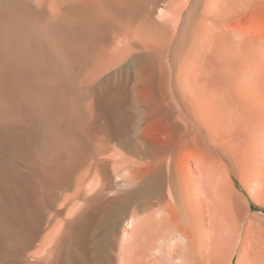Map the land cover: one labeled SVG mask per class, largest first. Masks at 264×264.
<instances>
[{"label": "bare ground", "instance_id": "obj_1", "mask_svg": "<svg viewBox=\"0 0 264 264\" xmlns=\"http://www.w3.org/2000/svg\"><path fill=\"white\" fill-rule=\"evenodd\" d=\"M189 6L190 0H0V264H98L95 233L106 228L118 236L121 220L135 221L141 212L149 238L170 234L165 262L219 264L215 228L207 235L202 228L204 200L197 197L192 207L170 164L165 172L175 145L164 127L170 90L216 88L222 80L221 10L213 5L173 54ZM233 112L222 120L244 124L247 157L264 136V104ZM159 131L168 137L160 139ZM260 164L264 172V159ZM165 186L170 201L161 203L162 212L170 219H159L154 205L165 199ZM76 230L87 236L88 252L64 255L62 235ZM161 241L141 245L143 264H163ZM117 257L131 264L127 248L107 264ZM248 264H264V239Z\"/></svg>", "mask_w": 264, "mask_h": 264}, {"label": "rangeland", "instance_id": "obj_2", "mask_svg": "<svg viewBox=\"0 0 264 264\" xmlns=\"http://www.w3.org/2000/svg\"><path fill=\"white\" fill-rule=\"evenodd\" d=\"M251 1L190 0V6L183 14L182 24L173 47V54L179 56L180 52L175 51H180L179 46L190 37V34L193 35L192 29L197 28L196 24H198L197 21L201 18L202 12L205 11L206 16H210L214 12L212 10L220 9L221 13H219L220 10L215 12L220 14L219 20H221L217 30L220 34L218 37L221 39L219 40L221 55H219L222 59L224 57L221 62L219 60L222 80L219 86L217 85L218 88L217 86L216 88L215 86L211 88L187 87L170 90V106L168 105L170 109L168 106L166 109L164 108L166 110L164 112H167L168 115L163 116L165 113L161 111L164 110L162 105H159L161 106L159 112H162L163 115L158 113V130L164 131L161 124H164L166 119L163 120L162 117H170L167 119L170 120L169 122L166 120V123L169 124L165 123L164 127H170L166 132H170V142L175 143L170 147V155L167 154L166 176H168V165L170 164L172 171L170 172L175 178L178 177V181L184 188L185 197L190 201L191 206L195 207L194 201L197 197H202L204 200L202 228L205 229L204 231H208L205 233L206 235L211 233L212 227L215 228L218 240L216 242L221 244L219 264H248L250 251L264 239V185L261 183L264 172L260 164V161L264 159V136L257 139L258 143L254 144L250 153L245 157L242 138L244 124L231 122V119L229 120L230 125L225 124L230 118V114L237 108L247 105L251 111L253 107L264 104V0ZM209 4L215 8L213 7V9L212 6L209 8ZM236 26L239 30L237 28L234 30L233 27ZM240 27L242 28L240 29ZM240 32L243 36L245 35L244 38ZM232 33H234L233 36ZM246 35H248L249 40ZM235 38L239 41L237 42ZM207 50H209L208 47ZM223 70L229 71V74L227 72L225 74ZM254 110L256 111V108L250 114L253 115ZM223 118L227 119L223 121ZM163 131L158 132L160 139L168 137V133ZM161 132L165 134H161ZM162 192L165 199L154 205V210L156 209L157 213L162 212L163 205L170 201L168 186H165ZM160 195L161 191H159ZM159 213V219L164 215L170 219L169 213ZM144 216V212H141L135 221H129L130 216L123 218L120 224L122 231L120 230L118 236L106 228L95 233L94 240L97 239L93 256L98 264L110 263L112 255H117L121 247L127 248L128 259L131 264H143L141 245L149 239V243L154 241L159 246L164 238V245L161 247V252L164 251V254L158 252V258L160 255L161 257L166 255L162 259L164 261L162 263H168L165 261H167L166 257L170 250V234L165 233L166 229H164L154 238H149L151 232L147 224H143ZM124 230L128 233H123ZM82 234L77 230L63 233L64 255H68L70 251L79 254H82L83 251L88 252L87 248L90 246V242L86 240L87 236ZM115 240L117 243L113 244ZM113 262L119 264L118 257ZM68 264L78 263L70 260Z\"/></svg>", "mask_w": 264, "mask_h": 264}]
</instances>
